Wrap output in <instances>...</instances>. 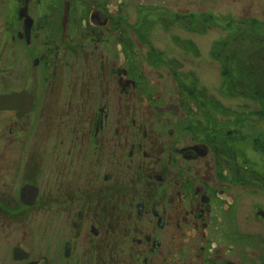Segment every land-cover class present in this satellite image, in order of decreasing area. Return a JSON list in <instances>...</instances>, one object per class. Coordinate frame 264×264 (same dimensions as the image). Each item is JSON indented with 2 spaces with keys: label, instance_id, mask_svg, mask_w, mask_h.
<instances>
[{
  "label": "flooded vegetation",
  "instance_id": "obj_1",
  "mask_svg": "<svg viewBox=\"0 0 264 264\" xmlns=\"http://www.w3.org/2000/svg\"><path fill=\"white\" fill-rule=\"evenodd\" d=\"M0 1V264H264V174L178 51L255 0Z\"/></svg>",
  "mask_w": 264,
  "mask_h": 264
},
{
  "label": "rangeland",
  "instance_id": "obj_2",
  "mask_svg": "<svg viewBox=\"0 0 264 264\" xmlns=\"http://www.w3.org/2000/svg\"><path fill=\"white\" fill-rule=\"evenodd\" d=\"M240 15L239 22L199 25L198 32L185 33L183 30V36L193 39L194 51L192 48L189 53L178 50L181 54L179 59L183 61L187 74L183 78L187 83L189 99L194 100V105L202 113L204 111L206 117H212L211 121L215 126L223 128L221 136L226 148L232 142L239 143L244 170L246 167L243 174L262 175L264 0H255L254 5L245 6L244 13ZM131 20L132 18L128 22ZM180 31L181 29H173L172 33ZM165 38L166 30L160 28L151 37L152 42L156 40V47H160ZM29 62L25 67L27 70ZM9 63L10 66L15 65L14 62ZM170 77L167 76L164 80L168 81ZM42 119L52 123L56 118L46 115Z\"/></svg>",
  "mask_w": 264,
  "mask_h": 264
},
{
  "label": "water",
  "instance_id": "obj_3",
  "mask_svg": "<svg viewBox=\"0 0 264 264\" xmlns=\"http://www.w3.org/2000/svg\"><path fill=\"white\" fill-rule=\"evenodd\" d=\"M3 102H4V99H1V98H0V103H3Z\"/></svg>",
  "mask_w": 264,
  "mask_h": 264
}]
</instances>
